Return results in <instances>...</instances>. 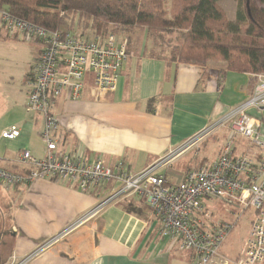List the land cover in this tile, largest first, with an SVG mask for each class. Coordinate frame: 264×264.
Wrapping results in <instances>:
<instances>
[{
	"label": "crops",
	"instance_id": "0c3cea01",
	"mask_svg": "<svg viewBox=\"0 0 264 264\" xmlns=\"http://www.w3.org/2000/svg\"><path fill=\"white\" fill-rule=\"evenodd\" d=\"M139 33L138 49L131 48L132 39L128 41L129 58L119 70L114 91L100 93L92 74H87L79 99L61 97L53 107L64 151L90 161L101 159L108 166L122 161L129 173L141 171L173 151L169 162L211 133L220 132L225 142L229 124L217 122L231 107L250 97L252 77L257 82L255 74L226 71L219 85L218 67L149 55L144 47L146 34ZM30 71L16 86L13 97L7 94L18 110L0 132L12 124L20 128V135L13 140L0 137V167L9 171L24 167L18 158L21 150L38 158L44 153L42 118L24 110L28 89L23 83ZM249 113L259 120L264 133V107L251 108ZM208 127L212 128L202 138L181 148ZM37 137L42 145L40 155ZM246 146L238 141L236 149L244 151ZM257 150L264 152V148ZM8 192L18 203L10 231L0 229V264L13 255L18 259L29 256L46 242L26 264H190L192 252L178 251L162 237L151 212L147 210L141 217L125 210L123 204L137 201L136 197L92 212L99 202L97 196L57 177L17 184Z\"/></svg>",
	"mask_w": 264,
	"mask_h": 264
},
{
	"label": "built area",
	"instance_id": "2783aa9c",
	"mask_svg": "<svg viewBox=\"0 0 264 264\" xmlns=\"http://www.w3.org/2000/svg\"><path fill=\"white\" fill-rule=\"evenodd\" d=\"M79 22L67 29L49 30L0 10V32L22 34L27 40L42 44L38 62L27 77L30 89L24 110L41 116L40 138L44 143L42 157H35L27 149L19 152L24 166L21 170L0 167V184L8 190L40 178L71 180L81 191L93 192L99 199L92 212L110 203L139 197L158 222L159 234L173 247L191 250L190 264H264V152L257 150L264 148V133L259 120L249 113L251 108L264 107V73L255 75L257 82L250 97L231 107L217 122L229 126L216 160L189 169L177 184L168 183L164 173L158 171L174 155L173 151L147 168L129 173L122 161L108 166L101 159L90 161L60 147L55 102L61 97L68 101L79 99L87 74H92L100 93L114 91L119 70L129 58L127 38H118L114 32L95 33ZM211 128L191 137L181 148L192 145ZM19 135L20 128L15 124L0 132V137L7 140ZM238 137L248 144L244 151L236 149ZM208 199L242 207L243 211L252 208L254 215L241 254L227 257L218 253L232 225L210 219L211 212L202 202ZM37 250L20 259L13 255L2 264H26Z\"/></svg>",
	"mask_w": 264,
	"mask_h": 264
},
{
	"label": "trees",
	"instance_id": "16d2710c",
	"mask_svg": "<svg viewBox=\"0 0 264 264\" xmlns=\"http://www.w3.org/2000/svg\"><path fill=\"white\" fill-rule=\"evenodd\" d=\"M220 1L0 0V10L49 30L67 29L78 21L100 34L110 32L111 26L126 33L138 29L157 45L167 44L168 55L162 58L201 66L223 61L219 85L226 71L264 73V7L256 0H234L236 17L229 20ZM136 198L123 207L144 217L150 209Z\"/></svg>",
	"mask_w": 264,
	"mask_h": 264
},
{
	"label": "rangeland",
	"instance_id": "374dc122",
	"mask_svg": "<svg viewBox=\"0 0 264 264\" xmlns=\"http://www.w3.org/2000/svg\"><path fill=\"white\" fill-rule=\"evenodd\" d=\"M256 1L258 5L264 7V0ZM219 6L227 19H235L236 2L234 0H221ZM78 23L80 22L78 21ZM109 31L114 32L118 38L126 37L129 43V39H132L131 48H134V50L139 48L137 47L141 43L139 30L136 31L135 29L133 32L126 33L114 29V26H111V30ZM171 43L170 40L169 44ZM144 44L147 54L167 57L168 47L164 42L160 41L162 45H157L155 40L145 37ZM41 46V42L34 39L27 40L22 34L10 35L5 30L0 32V128L7 123H11L10 119H14L18 110V104L15 106L9 98L13 97L16 86L20 85L22 80L24 81L25 73L32 70L38 62V49ZM208 64L219 69L224 68L223 61L213 60ZM23 85L29 92V84L23 83ZM224 138L220 132L206 135L203 140L198 141L180 155L173 157L171 161L160 167L159 171L161 170L166 175L170 183H180L187 169L197 167L203 163L212 162L218 158L224 144ZM237 140L246 141L242 137H238ZM36 142V149L39 150L38 155H40L42 145L38 137ZM17 199L14 194L11 195L0 184V229L3 228L4 233L10 231L12 213L14 206L18 203ZM202 202L206 204V208L211 212V220H224L232 225L231 230L220 245L218 253L227 257H235L239 253L241 254L244 250L245 239L248 236L250 223L254 215L252 208L243 211L242 207H231L220 200L212 199L203 200ZM177 250L191 252V250L186 248H177Z\"/></svg>",
	"mask_w": 264,
	"mask_h": 264
}]
</instances>
